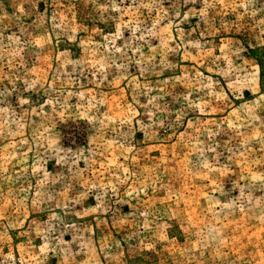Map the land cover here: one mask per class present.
<instances>
[{
    "label": "rangeland",
    "instance_id": "obj_1",
    "mask_svg": "<svg viewBox=\"0 0 264 264\" xmlns=\"http://www.w3.org/2000/svg\"><path fill=\"white\" fill-rule=\"evenodd\" d=\"M0 264H264V0H0Z\"/></svg>",
    "mask_w": 264,
    "mask_h": 264
}]
</instances>
